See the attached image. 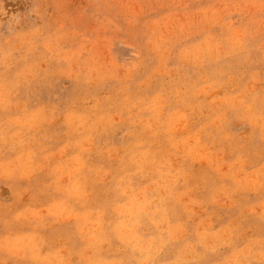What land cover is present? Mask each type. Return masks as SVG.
<instances>
[{"label": "rangeland", "instance_id": "rangeland-1", "mask_svg": "<svg viewBox=\"0 0 264 264\" xmlns=\"http://www.w3.org/2000/svg\"><path fill=\"white\" fill-rule=\"evenodd\" d=\"M0 264H264V0H0Z\"/></svg>", "mask_w": 264, "mask_h": 264}]
</instances>
